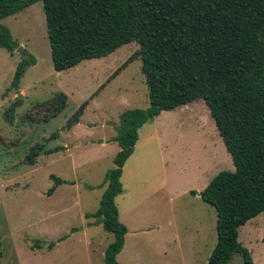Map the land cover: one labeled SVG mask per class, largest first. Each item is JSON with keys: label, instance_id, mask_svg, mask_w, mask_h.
Wrapping results in <instances>:
<instances>
[{"label": "rangeland", "instance_id": "374dc122", "mask_svg": "<svg viewBox=\"0 0 264 264\" xmlns=\"http://www.w3.org/2000/svg\"><path fill=\"white\" fill-rule=\"evenodd\" d=\"M1 23L9 27L18 47L26 55L32 54L36 63L26 68L18 90L4 93L21 55L16 49L9 54L0 48V264H103V252L113 234L101 226L90 228L94 235L90 247L83 235L84 217L79 215L77 204L81 202L88 212L97 209L96 195L103 180L100 172L113 167L112 146L118 145L88 143L115 135L114 122L118 123L121 111L148 106V89L139 58L109 79L139 45L132 41L104 57L55 71L42 1L3 18ZM59 92L66 95V106L55 116L47 117V111L53 108L49 100ZM18 100L13 121L7 122L4 110ZM85 101L76 128L73 129L74 124L67 126V120ZM202 118L209 127V139L201 131ZM156 120V136H161L162 148L157 149L155 140L137 147L140 151H135L134 157L125 163L126 188L140 184L148 190L163 181L172 190L192 187L198 192L220 170L234 169L202 99L164 111ZM152 125V121L145 123L141 134L151 128L153 131ZM36 144L42 145V149L35 163L29 164L27 155ZM149 144L151 153L146 148ZM54 147L59 149L47 153ZM136 166L143 168L137 185L127 171ZM50 174L63 183L48 195L47 190L54 185ZM86 185L93 186L88 189ZM196 195L180 193L173 201L160 193L150 198L148 221L174 215V232L180 240H162L159 233L150 236L141 232L135 248L133 237H127L120 257L125 264H206L216 231L208 230L206 221L205 228L200 226V221L213 207ZM187 234L197 242L195 252L182 256L170 253L169 247L179 248L178 242L185 243ZM238 240L249 250L253 264H264V212L239 227ZM49 242H54L51 249L47 247ZM153 247L155 251H151ZM137 248L141 249L139 254ZM227 264L244 262L236 253Z\"/></svg>", "mask_w": 264, "mask_h": 264}, {"label": "trees", "instance_id": "16d2710c", "mask_svg": "<svg viewBox=\"0 0 264 264\" xmlns=\"http://www.w3.org/2000/svg\"><path fill=\"white\" fill-rule=\"evenodd\" d=\"M36 1L0 0V48L9 54L18 44L1 20ZM40 1L55 71L104 57L132 41L139 45L109 79L139 58L148 106L119 114L113 140L120 149L100 184L106 187L98 208L86 214L113 234L103 264H120L116 255L123 247L127 227L118 219L115 197L122 191V167L133 151L138 129L161 111L199 99L234 165L233 170L217 172L198 193L216 211L217 240L206 264H227L236 253L244 264H253L249 250L238 240V229L264 212V0ZM35 63L32 54L20 56L4 93L18 90L26 68ZM49 101L53 108L47 117H53L65 108L66 95L59 92ZM18 102L4 110L7 122L13 121ZM86 104L79 106L67 126L79 121ZM41 149L40 144L32 146L27 163H35ZM49 177L54 181L47 190L51 195L63 180L53 174ZM190 193L197 192L192 189ZM53 246L54 242L47 244L49 249Z\"/></svg>", "mask_w": 264, "mask_h": 264}, {"label": "crops", "instance_id": "0c3cea01", "mask_svg": "<svg viewBox=\"0 0 264 264\" xmlns=\"http://www.w3.org/2000/svg\"><path fill=\"white\" fill-rule=\"evenodd\" d=\"M178 107H176V108H178ZM162 112H164V111H161L157 116H155L152 120H150V121H152V123L154 125V126L152 125L153 131H151L152 130V128H151L150 131H148L144 135H142L141 132H142V129H143L145 123L138 129V139H137L136 143L134 144L132 153L130 154V156L127 159H132L134 157L133 155L135 154V151H140V149H138L139 145H141V143H143L147 140L148 141L155 140L157 143V149H158V147H159V150L162 148V146H161L162 144L160 143V140H162V139H161V136L159 138H158V136H156L157 130H156V126H155L157 123L156 119H158V117L161 115ZM118 114H120V113H118ZM202 120H203V118L200 121L201 131H202V133L205 134V136L207 135L206 138L209 139V137H208V133L210 131L209 127L205 126V124ZM78 123H79V121L73 125V129L76 128ZM117 124L118 123L115 121L114 126H116ZM115 135L108 137V138H99V139H97V142L93 141V142H89L88 144L99 143V144H101V146H103V145H107L110 143H115L116 141L113 140ZM112 147H113V152H115L114 153V155H115L116 152L120 148L118 145L112 146ZM146 148H148L147 152H150V153L152 152L150 144ZM127 159H126V161H127ZM126 161L124 162V165L122 167L121 176H120V181L122 183V191L118 195H116V197H115V204H116V207L118 209V219L120 222H122L127 227V232L124 235L123 247L120 250V252H118L116 255V260L119 261L121 264H125L124 258H120V257L126 248L127 237H130V236L133 237V242H134L135 248H136L137 240L139 239V237L141 235L140 234L141 232L144 234L148 233L147 235H150V236L154 233H159V238H161L162 240L167 239L168 241H172V242H176L177 240H180V237L174 232V230L177 229V222L174 219V215H169L168 218L164 217L163 218L164 220H161V221H153L152 219L150 221H148L147 215H151V212H149V210L147 208L150 206L149 199L152 198L153 196H155L156 194L160 193L163 197L169 198V201H171V200L173 201L175 199V197H178L180 195V193H183V194L189 193L190 194V190L193 189L192 187H187L182 191H178V189L172 190V188H170L169 185L167 186V184L162 181L158 185H154L150 189L144 190V188L140 187L141 186L140 184L137 185V183L139 182V176L143 172V168L137 167V166L133 167L127 171L129 174L134 176V182L133 183H135V185H137L139 187L131 188L128 186V188H126V184H125L124 179H123L125 171H126V167H125ZM100 174H102L104 176L105 169H103L102 172H100ZM91 186H93V185H91ZM105 187H106V185L101 186L100 191L96 195L97 208L99 205V199H100ZM203 189H204V187L202 189H199V191L197 192V195H196L197 198L200 197V195L198 193ZM77 206H78L79 215H82L84 217V224L81 227V228H83V235L87 239V244H89L90 247L91 246L93 247L94 235H93V233L90 232V228H92V227L98 228L100 226L102 227V225L100 223H97L96 219L94 217H90V216L86 217V214H88V213L90 214V213H93L95 211H91V212L86 211L84 209V206L81 204V202H79L77 204ZM202 218L203 219L200 221V226L204 225V228H205V221H206L209 225L208 230H210L212 232L213 229H215V231H216V211H215L214 207H213V210H208L206 212V215H204V217H202ZM163 222L164 223L166 222L165 226L162 224ZM154 229H157V230L154 231ZM165 229H167L168 232ZM199 230H201V229H199ZM150 240H151V238H150ZM185 240H186L185 243H183L182 245H181L180 241L178 242L177 247H179V248L169 247V252L170 253L171 252L176 253V254H179L181 256H182V253H185V254L194 253L195 249L197 248L196 247L197 242L191 237L190 234L186 235ZM216 240H217V234H216ZM215 243H216V241H215ZM106 246H105V248H106ZM183 247H185V249ZM140 250H141L140 248L136 249V252H138L137 254H139ZM152 250L155 251L156 248L153 247V249H151V251ZM101 251L102 250H100V252ZM103 256H104V252H103ZM103 263H104V261H103Z\"/></svg>", "mask_w": 264, "mask_h": 264}, {"label": "water", "instance_id": "95a60500", "mask_svg": "<svg viewBox=\"0 0 264 264\" xmlns=\"http://www.w3.org/2000/svg\"><path fill=\"white\" fill-rule=\"evenodd\" d=\"M16 51L22 56L26 55V51L22 47H17ZM18 97H21V94L18 95Z\"/></svg>", "mask_w": 264, "mask_h": 264}]
</instances>
